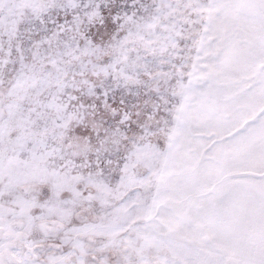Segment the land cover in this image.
<instances>
[{"label": "snow or ice", "instance_id": "6c2138e0", "mask_svg": "<svg viewBox=\"0 0 264 264\" xmlns=\"http://www.w3.org/2000/svg\"><path fill=\"white\" fill-rule=\"evenodd\" d=\"M0 264H264V0H0Z\"/></svg>", "mask_w": 264, "mask_h": 264}]
</instances>
